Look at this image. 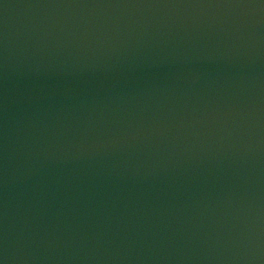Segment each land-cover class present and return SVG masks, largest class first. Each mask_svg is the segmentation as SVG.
Segmentation results:
<instances>
[{"label":"water","instance_id":"1","mask_svg":"<svg viewBox=\"0 0 264 264\" xmlns=\"http://www.w3.org/2000/svg\"><path fill=\"white\" fill-rule=\"evenodd\" d=\"M99 264H264V0H33Z\"/></svg>","mask_w":264,"mask_h":264}]
</instances>
